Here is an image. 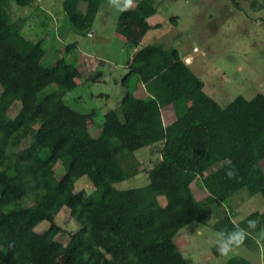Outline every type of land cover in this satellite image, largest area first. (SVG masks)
Here are the masks:
<instances>
[{
  "label": "trees",
  "instance_id": "obj_1",
  "mask_svg": "<svg viewBox=\"0 0 264 264\" xmlns=\"http://www.w3.org/2000/svg\"><path fill=\"white\" fill-rule=\"evenodd\" d=\"M247 1L262 9L260 0ZM31 2L16 0L20 11ZM105 2L65 0L63 8L81 33L92 27ZM10 9L11 0H0V264H192L175 241L183 228L205 224L243 189L264 199V94L238 96L222 107L178 49L142 46L148 32L161 27L150 23L155 0H138L116 26L139 48L127 63L123 85L137 76L149 96L128 91L96 134L86 126L93 114L65 101L80 69L66 58L45 66L43 42L26 39L25 23L14 22ZM77 46L67 45L66 53ZM17 103L20 110L12 117ZM169 106L176 120L165 125L162 110ZM144 148L160 157L148 172L150 183L118 189L139 175L135 153ZM225 160L235 165L236 179L225 176ZM84 178L93 184L92 193L77 188ZM198 191L207 196L198 200ZM64 208L78 230L57 221ZM249 220L258 225L243 246L256 251L264 245V212L251 213L227 231L247 228ZM43 222L48 229L37 231ZM226 264L252 262L237 255Z\"/></svg>",
  "mask_w": 264,
  "mask_h": 264
},
{
  "label": "rangeland",
  "instance_id": "obj_2",
  "mask_svg": "<svg viewBox=\"0 0 264 264\" xmlns=\"http://www.w3.org/2000/svg\"><path fill=\"white\" fill-rule=\"evenodd\" d=\"M64 1L32 0L31 7L20 11L16 0H11L12 19L25 23L21 32L26 39L43 42L47 50L43 60L45 66H53L66 58L67 62L81 70V81L67 94L65 101L79 112L93 114L92 119L86 120V126L96 134L105 114L118 109L128 91L144 98L143 86L137 76H131L128 85L122 84L129 73L126 64L139 48L129 45L117 32L116 26L122 12L110 7L107 0L92 27L81 33L76 32L68 21ZM155 1L157 14L150 19V23H159L161 27L148 32L142 46L157 44L167 49H178L181 57L192 56L194 63L190 68L205 84L207 94L222 107L238 96L251 99L257 94H264V0L259 2L262 9L256 10L247 0ZM85 7L83 3L81 9L85 10ZM173 16L178 17L175 23L170 20ZM73 43H77V49L66 53V46ZM194 48H198L199 52L194 53ZM19 110L20 103H17L10 115L15 117ZM169 115L176 117L173 108L165 117ZM135 159L139 163V175L117 184L118 189L147 186L150 183L148 172L160 157L150 148H144L135 153ZM63 162L69 166V160L64 159ZM221 166H214L208 174ZM262 166L264 168V161ZM62 174L61 171L58 178ZM76 186L88 193L95 190L86 178L77 181ZM206 196L205 191H198L197 199ZM161 202L165 204L164 199ZM26 203L31 204L30 201ZM219 211L218 215L212 214L205 224L192 223L179 232L175 241L183 255L192 264H226L237 255L247 258L252 264H260L261 247L254 251L242 246L234 254L222 257L208 241L214 240L217 233L227 231L251 213L264 212L261 195L252 196L243 189L225 201ZM57 221L68 230L76 231L79 228L67 208L61 211ZM48 227L49 224L43 222L36 229L42 232ZM198 228L200 234H197ZM251 251L253 255H250Z\"/></svg>",
  "mask_w": 264,
  "mask_h": 264
},
{
  "label": "clouds",
  "instance_id": "obj_3",
  "mask_svg": "<svg viewBox=\"0 0 264 264\" xmlns=\"http://www.w3.org/2000/svg\"><path fill=\"white\" fill-rule=\"evenodd\" d=\"M110 7L115 8L120 12H127L132 10L138 3V0H107ZM224 164L227 166L225 176L229 179L237 178V169L232 164L231 160H225ZM211 220V218H210ZM209 220V221H210ZM258 222L256 220H249L247 228L236 227L232 231L219 232L214 240L210 239L208 243L216 247L217 252L222 257H228L234 254L244 244L248 236L251 234L249 230L255 231ZM201 230L197 229V234ZM264 232V230H262ZM260 264H264V245H261Z\"/></svg>",
  "mask_w": 264,
  "mask_h": 264
},
{
  "label": "crops",
  "instance_id": "obj_4",
  "mask_svg": "<svg viewBox=\"0 0 264 264\" xmlns=\"http://www.w3.org/2000/svg\"><path fill=\"white\" fill-rule=\"evenodd\" d=\"M81 6H82V4H81ZM135 8V7H134ZM133 8V9H134ZM84 9H86V7L84 8ZM173 17H176V16H173ZM178 18V17H177ZM171 20V19H170ZM171 22H172V20H171ZM152 31V30H151ZM150 32V31H149ZM90 35V34H89ZM157 45V44H156ZM160 46V45H159ZM163 47V46H162ZM165 48V47H164ZM167 49V48H166ZM168 49H170V48H168ZM194 52V51H193ZM136 53V52H135ZM134 53V54H135ZM194 53H196V52H194ZM134 56V55H133ZM180 57H181V55H180ZM181 59L183 60V61H185L189 66H191L193 63H194V59H193V57L192 56H189V55H186V56H183V57H181ZM129 62V61H128ZM127 62V63H128ZM92 63V62H91ZM95 64V63H94ZM126 68L128 69V66H127V64H126ZM81 71V70H80ZM128 71H129V69H128ZM126 76H127V74H126ZM81 77H82V72H81ZM80 77V78H81ZM80 78H78L77 80H76V83H78L79 81H81L80 80ZM124 78H126V77H124ZM124 78H123V80H124ZM142 83V82H141ZM122 84H123V81H122ZM142 88H143V90H144V98H147L148 96H149V93L147 92V90H146V87H145V85L142 83ZM137 97V96H136ZM139 98V97H138ZM170 108H173L172 106H169V107H166V108H164L163 110H162V113H163V121H164V123H165V125H170L171 123H173L175 120H176V117H172L171 115H169V116H167V117H165V114L166 113H169V110H170ZM173 110H174V108H173ZM176 114H175V110H174V116H175ZM166 119L168 120V121H170L169 123L166 121ZM260 247H261V245H260ZM253 255V253H252V251L250 252V255Z\"/></svg>",
  "mask_w": 264,
  "mask_h": 264
},
{
  "label": "built area",
  "instance_id": "obj_5",
  "mask_svg": "<svg viewBox=\"0 0 264 264\" xmlns=\"http://www.w3.org/2000/svg\"><path fill=\"white\" fill-rule=\"evenodd\" d=\"M89 36L92 37V34H90ZM194 52H199L198 48H194Z\"/></svg>",
  "mask_w": 264,
  "mask_h": 264
}]
</instances>
